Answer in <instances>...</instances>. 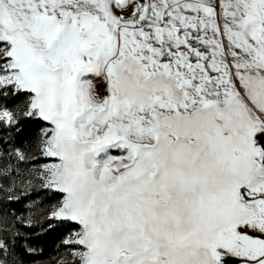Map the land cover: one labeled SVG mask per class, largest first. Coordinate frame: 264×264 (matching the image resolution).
<instances>
[{"label":"snow or ice","instance_id":"snow-or-ice-1","mask_svg":"<svg viewBox=\"0 0 264 264\" xmlns=\"http://www.w3.org/2000/svg\"><path fill=\"white\" fill-rule=\"evenodd\" d=\"M264 264V0H0V264Z\"/></svg>","mask_w":264,"mask_h":264},{"label":"trees","instance_id":"trees-1","mask_svg":"<svg viewBox=\"0 0 264 264\" xmlns=\"http://www.w3.org/2000/svg\"><path fill=\"white\" fill-rule=\"evenodd\" d=\"M61 238L62 233L58 232L40 234L39 242L43 252L37 257V259L48 261L49 263L55 262V260H51L50 258L56 255L57 245L59 244Z\"/></svg>","mask_w":264,"mask_h":264},{"label":"rangeland","instance_id":"rangeland-1","mask_svg":"<svg viewBox=\"0 0 264 264\" xmlns=\"http://www.w3.org/2000/svg\"><path fill=\"white\" fill-rule=\"evenodd\" d=\"M49 264H56V261L55 262H52V263H49Z\"/></svg>","mask_w":264,"mask_h":264}]
</instances>
